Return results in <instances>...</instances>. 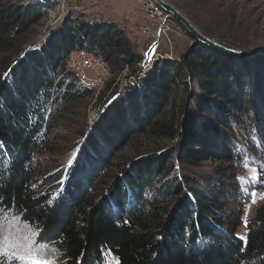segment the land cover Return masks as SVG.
Instances as JSON below:
<instances>
[{"label":"trees","instance_id":"16d2710c","mask_svg":"<svg viewBox=\"0 0 264 264\" xmlns=\"http://www.w3.org/2000/svg\"><path fill=\"white\" fill-rule=\"evenodd\" d=\"M49 6L0 0V214L36 231L63 264H104L107 255L115 264H264V202L242 239L231 178L217 168L195 187L171 163L232 162L234 123L249 133L250 148L264 151V54L252 58V73L249 58L198 41L179 60L157 59L80 132V154L50 184L40 159L52 151L49 132L64 120L62 108L92 93L67 68L70 51H94L112 73L137 70L142 56L115 23L72 15L38 47L23 49ZM137 136L175 146L135 156L101 184L113 157Z\"/></svg>","mask_w":264,"mask_h":264},{"label":"rangeland","instance_id":"374dc122","mask_svg":"<svg viewBox=\"0 0 264 264\" xmlns=\"http://www.w3.org/2000/svg\"><path fill=\"white\" fill-rule=\"evenodd\" d=\"M12 1L50 5L38 24L33 26L24 37L26 43L22 46L23 49L38 47L51 31L58 28L65 17L72 15L78 20L90 19L115 23L130 40L133 52L142 56V61L134 66L135 69L138 67V71L125 67L118 72H111L100 87L92 88L91 95L62 108L59 115L62 117L60 119L64 120L56 129L49 132V139H52L50 140L52 151L51 153L43 151L40 156L41 174L49 177V182L46 183L50 184L55 179L63 180L66 169L73 163L77 153L80 154L79 143L82 140L80 132L94 127L99 114L115 93L125 97L129 90L136 87L138 81L145 76L146 72L143 75L139 74L141 70L143 71L144 68L148 70L157 59L179 60L195 41L181 24L164 12L153 0H65L60 8L54 0ZM166 1L178 8L204 35L224 45L242 50L264 47V0ZM254 57L249 58L250 62H247L250 73L256 68L252 62ZM242 65H244L243 62ZM66 66L70 70L67 63ZM86 74L90 79L96 77L91 70H88ZM251 79V75L246 78V85L251 82ZM191 87L196 90L195 84H191ZM182 96L183 94L176 98L181 100ZM228 135L236 152L232 162L204 161L198 165L181 166L172 158L171 163L174 164L175 170H181L193 177L196 183L192 185L195 187L204 183L201 180L205 176L214 175L218 171L217 168L219 173H224L223 175L231 178L226 182L233 188L232 206L234 208L238 206L241 210V224L236 232L240 238L244 239L247 223L254 219L257 207L264 202V151L250 148L253 140L242 125L234 123L231 129H228ZM174 146L175 141L169 139L144 136L131 139L113 157L110 168L104 170L101 184L109 175L112 177L116 176L115 174L120 175L119 169L124 168L123 165L135 156ZM0 219L3 222V234L8 238L4 264H11L13 254L19 252L26 244L40 246L43 250L42 254L53 260L54 264H63L61 258L50 247L37 241V233L32 228L12 215L0 214ZM115 263V258L107 255L104 264Z\"/></svg>","mask_w":264,"mask_h":264},{"label":"built area","instance_id":"2783aa9c","mask_svg":"<svg viewBox=\"0 0 264 264\" xmlns=\"http://www.w3.org/2000/svg\"><path fill=\"white\" fill-rule=\"evenodd\" d=\"M56 5L60 8L64 5L65 0H54ZM66 63L76 79L83 85L95 88L100 87L104 81L110 76V66L107 61L92 50L74 49L70 51L66 58ZM91 70L95 74L94 79L87 77L86 72ZM146 68L139 72L143 75Z\"/></svg>","mask_w":264,"mask_h":264},{"label":"water","instance_id":"95a60500","mask_svg":"<svg viewBox=\"0 0 264 264\" xmlns=\"http://www.w3.org/2000/svg\"><path fill=\"white\" fill-rule=\"evenodd\" d=\"M164 12L174 18L179 24H181L186 32L193 37L195 41L200 42L220 53L225 55L239 57V58H251L256 55L264 54V47L251 50L236 49L223 43L216 41L204 35L193 23L174 5L166 0H153Z\"/></svg>","mask_w":264,"mask_h":264},{"label":"snow or ice","instance_id":"6c2138e0","mask_svg":"<svg viewBox=\"0 0 264 264\" xmlns=\"http://www.w3.org/2000/svg\"><path fill=\"white\" fill-rule=\"evenodd\" d=\"M7 244L8 238L3 234V222L0 219V264H4L6 260L5 248ZM42 251L40 246L26 244L19 252L13 254L11 264H54V261L44 256Z\"/></svg>","mask_w":264,"mask_h":264},{"label":"bare ground","instance_id":"6f19581e","mask_svg":"<svg viewBox=\"0 0 264 264\" xmlns=\"http://www.w3.org/2000/svg\"><path fill=\"white\" fill-rule=\"evenodd\" d=\"M60 10V9H59ZM62 13V12H61Z\"/></svg>","mask_w":264,"mask_h":264}]
</instances>
